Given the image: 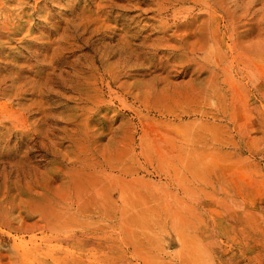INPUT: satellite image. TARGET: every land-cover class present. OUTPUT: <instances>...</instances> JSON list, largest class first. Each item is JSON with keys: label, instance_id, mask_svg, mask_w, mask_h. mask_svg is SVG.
<instances>
[{"label": "rangeland", "instance_id": "374dc122", "mask_svg": "<svg viewBox=\"0 0 264 264\" xmlns=\"http://www.w3.org/2000/svg\"><path fill=\"white\" fill-rule=\"evenodd\" d=\"M0 264H264V0H0Z\"/></svg>", "mask_w": 264, "mask_h": 264}]
</instances>
